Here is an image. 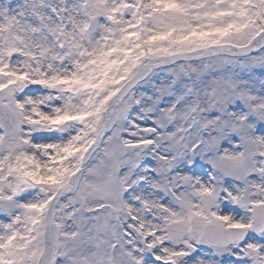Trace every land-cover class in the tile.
I'll return each instance as SVG.
<instances>
[{
	"label": "snow or ice",
	"instance_id": "6c2138e0",
	"mask_svg": "<svg viewBox=\"0 0 264 264\" xmlns=\"http://www.w3.org/2000/svg\"><path fill=\"white\" fill-rule=\"evenodd\" d=\"M0 264H264V0H0Z\"/></svg>",
	"mask_w": 264,
	"mask_h": 264
}]
</instances>
